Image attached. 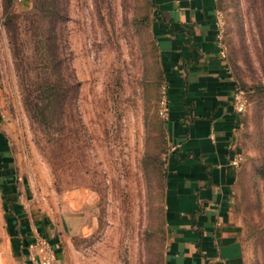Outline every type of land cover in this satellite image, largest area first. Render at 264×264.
Masks as SVG:
<instances>
[{
  "label": "rangeland",
  "instance_id": "rangeland-1",
  "mask_svg": "<svg viewBox=\"0 0 264 264\" xmlns=\"http://www.w3.org/2000/svg\"><path fill=\"white\" fill-rule=\"evenodd\" d=\"M218 1L246 102L233 217L244 264H264V0ZM160 21L158 0H0V264L15 249L14 204L50 225L64 264H165Z\"/></svg>",
  "mask_w": 264,
  "mask_h": 264
},
{
  "label": "crops",
  "instance_id": "crops-1",
  "mask_svg": "<svg viewBox=\"0 0 264 264\" xmlns=\"http://www.w3.org/2000/svg\"><path fill=\"white\" fill-rule=\"evenodd\" d=\"M159 40L169 80L172 150L166 187L165 264H244L233 217L241 156L237 83L220 42L218 0H158ZM15 249L2 264H41L44 241L64 264L62 240L14 204Z\"/></svg>",
  "mask_w": 264,
  "mask_h": 264
},
{
  "label": "built area",
  "instance_id": "built-area-1",
  "mask_svg": "<svg viewBox=\"0 0 264 264\" xmlns=\"http://www.w3.org/2000/svg\"><path fill=\"white\" fill-rule=\"evenodd\" d=\"M236 106H237V110L239 113L243 112L245 109L246 102L244 101V98L240 94H237ZM241 160H242V157L241 156L238 157L235 160V164L239 165ZM43 243H44V253H43L41 264H60L55 256L54 250L51 247V245L48 244V242L46 241H44Z\"/></svg>",
  "mask_w": 264,
  "mask_h": 264
}]
</instances>
